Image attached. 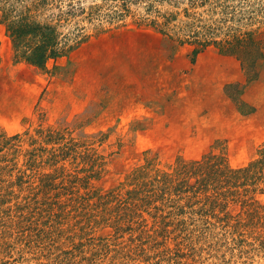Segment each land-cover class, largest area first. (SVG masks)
I'll list each match as a JSON object with an SVG mask.
<instances>
[{
    "label": "rangeland",
    "instance_id": "obj_1",
    "mask_svg": "<svg viewBox=\"0 0 264 264\" xmlns=\"http://www.w3.org/2000/svg\"><path fill=\"white\" fill-rule=\"evenodd\" d=\"M38 1L10 0L81 36L42 69L15 56L0 10V264H264V218L249 205L184 197L170 215L158 199L132 223L113 201L149 162L259 157L264 59L250 80L238 54L194 49L264 39V0Z\"/></svg>",
    "mask_w": 264,
    "mask_h": 264
},
{
    "label": "trees",
    "instance_id": "obj_2",
    "mask_svg": "<svg viewBox=\"0 0 264 264\" xmlns=\"http://www.w3.org/2000/svg\"><path fill=\"white\" fill-rule=\"evenodd\" d=\"M43 2L46 0L38 1L36 7L39 8ZM0 10L3 11V20L7 24L14 44L15 56L42 69L47 68L50 60H56L67 53L81 36V34L73 36L70 32H63L59 28V23L39 20L31 12L32 8L22 2L0 0ZM216 28L209 27L207 30H216ZM211 42L217 43L226 53L238 54L243 59L250 80L258 77V64L264 59V39L258 37L255 30L221 40L214 38L201 41L194 49V53L197 54L202 50L203 47L200 45L205 46ZM46 136L45 140L51 142L52 133L49 132ZM57 156V153L53 154L54 158ZM151 165L152 163L149 162L138 169L139 172L134 177L137 180L133 189H129L126 194L121 192L122 197L116 195L113 199L117 203L115 207L122 210L121 218L128 215L129 221L137 222L143 207L153 204L158 199L163 205L175 208L170 215L180 213L183 212L180 201L184 197L189 206L201 203L202 210H206L209 206L214 209L217 206L225 207L233 199L236 203H240L241 207L249 205V214L253 217L264 218V203L255 196L257 183L264 182V146L259 151V157L246 166L233 167L226 155L217 154L213 150L200 159L190 162L179 161L172 172L159 169L151 173L153 169ZM249 185L255 186L246 188L245 193L239 191L241 187H249ZM166 225L168 223L164 224L162 234L167 232Z\"/></svg>",
    "mask_w": 264,
    "mask_h": 264
}]
</instances>
